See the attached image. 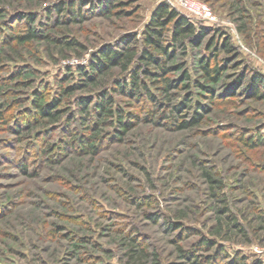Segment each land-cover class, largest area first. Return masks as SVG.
Here are the masks:
<instances>
[{"label": "rangeland", "instance_id": "rangeland-1", "mask_svg": "<svg viewBox=\"0 0 264 264\" xmlns=\"http://www.w3.org/2000/svg\"><path fill=\"white\" fill-rule=\"evenodd\" d=\"M103 1L0 0V264H156L153 255L130 263L129 237L160 264H189L178 246L191 248L202 237L228 254L219 264H235V256L242 258L239 264H264V98L252 95L253 75L264 77V0H193L212 16L194 23L210 32L200 47L177 49L169 64H183L197 78L196 60L209 55L205 44L212 37L217 46L227 38L237 56L214 85L212 99L192 87L206 108L196 127L173 130L140 119L118 141L111 139V127L99 126L95 154L69 151L52 162L41 149L71 140L64 125L68 115L31 132L15 131L32 90L49 101L60 85L76 83V68L86 67L102 46L118 48L123 37L134 35L130 44L141 47L144 26L158 5L187 15L174 0H113L108 11ZM72 2L80 20L70 21L63 12L54 24L53 8ZM23 13L35 14L32 26L49 37L15 43ZM51 38L74 39L83 48ZM218 55L221 60L227 53ZM180 72L170 76L177 79ZM240 74L242 83L230 95ZM259 90L264 93V84ZM175 92L177 98L186 95ZM115 100L140 118L150 105L120 95ZM72 101L63 100L60 108L77 116ZM73 128L85 134L74 119ZM256 136L260 143L252 145L249 139ZM167 220L181 229L169 230Z\"/></svg>", "mask_w": 264, "mask_h": 264}, {"label": "trees", "instance_id": "trees-1", "mask_svg": "<svg viewBox=\"0 0 264 264\" xmlns=\"http://www.w3.org/2000/svg\"><path fill=\"white\" fill-rule=\"evenodd\" d=\"M112 1L104 0L101 3L103 4L102 10L108 11L112 7ZM73 4V2L66 3L53 8L55 15L53 23H60L59 15L63 12L66 13L64 14L66 19L79 21L82 15L80 10L74 12ZM99 4H97L98 8H100ZM108 4L109 7H107ZM20 18L24 24L22 33L12 36L15 43L24 45L33 40L49 37L44 29L32 26L36 21L35 14L23 13ZM209 32V28L196 25L184 14L169 8L167 4L158 5L144 26L141 34V47H134L130 44V38H134V35L130 36L129 40L123 37L121 39L123 44H118V48L111 45L102 46L92 54L86 67L78 66L76 68V73L79 76L76 83L60 85L57 94L52 96L49 101L42 102V92L37 89L32 90L29 105L19 116L15 131L20 133L25 128L27 132H31L39 125L49 126L59 123L63 117L68 115L64 125L68 127V131L72 135L71 140L48 144L46 148L41 149L43 158L47 162H52L55 155L61 157L69 151L95 154L97 150L95 142L99 137V133L96 131L99 126L111 127L112 132L109 135L111 139L118 141H121L140 119L173 130L196 127L201 123L206 108L200 100L195 99L192 87L201 89L205 97L212 99L216 91L214 85L220 80L226 65L237 57L235 49L227 38L220 42L219 46H217V42H214L213 37L208 39L205 50L209 55H201L196 60L195 72H200L197 78H192L189 70L183 68V64L171 65L169 63L177 49L186 52L188 47L191 49L200 47ZM51 40L66 47L83 48V45L74 39L51 38ZM218 47L220 51L227 53V56L221 60H218ZM230 56H232L231 59H229ZM115 69L120 70L118 76L113 75ZM179 70L181 71L180 76L173 79L170 73ZM19 73L17 72L15 76L20 75ZM252 78V95L264 98V93H260L259 90L264 84V77L261 74H254ZM242 79L240 74L235 81L236 84L234 83L236 88L230 86V91H232L230 95H233L237 87H240ZM182 82L184 84L181 85ZM19 85L21 84L16 83L14 86ZM23 85L27 87L28 84L24 83ZM92 87L98 90L88 95L79 96L76 94L77 91L81 92ZM178 88L186 93L182 98H177L179 96L175 90ZM115 95L124 96L134 102L144 100L150 105L143 117L140 118L137 112L126 110L122 104L118 103L115 100ZM72 98L79 113L77 116H74V113L70 112L68 108H60L63 100ZM0 119H2L1 112ZM73 119L86 130L85 134L76 131V128L69 129ZM260 140V136H256L254 140L249 139L252 145L260 143ZM74 144H76L75 148ZM206 175L210 177L209 174ZM209 182L217 183L214 179H210ZM165 223L169 230L182 227L181 224H174L168 220ZM129 242L130 247L126 255L130 259V263L143 261L145 257L153 255L157 261L155 263L160 264L158 256L147 252L143 246H140L141 243L136 238L129 237ZM178 250L181 257L189 264H219L218 259L228 258L223 247L205 237H202L191 248L184 249L178 246ZM199 250L206 254L197 253ZM234 259L236 260L235 264H239L242 258L235 256ZM253 264L262 263L256 261Z\"/></svg>", "mask_w": 264, "mask_h": 264}, {"label": "built area", "instance_id": "built-area-1", "mask_svg": "<svg viewBox=\"0 0 264 264\" xmlns=\"http://www.w3.org/2000/svg\"><path fill=\"white\" fill-rule=\"evenodd\" d=\"M170 2V0H167ZM186 12V15L191 21L195 19L210 20L211 14L208 12L206 6L193 0H174ZM193 18V19H192Z\"/></svg>", "mask_w": 264, "mask_h": 264}]
</instances>
